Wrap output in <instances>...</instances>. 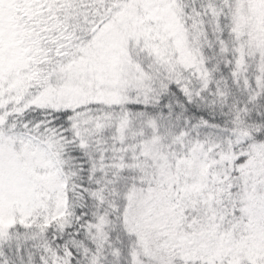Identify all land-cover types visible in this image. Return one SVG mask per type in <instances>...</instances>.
Returning a JSON list of instances; mask_svg holds the SVG:
<instances>
[{
  "label": "snow or ice",
  "instance_id": "1",
  "mask_svg": "<svg viewBox=\"0 0 264 264\" xmlns=\"http://www.w3.org/2000/svg\"><path fill=\"white\" fill-rule=\"evenodd\" d=\"M0 264H264V0H0Z\"/></svg>",
  "mask_w": 264,
  "mask_h": 264
}]
</instances>
